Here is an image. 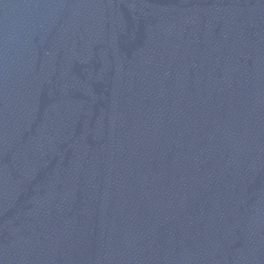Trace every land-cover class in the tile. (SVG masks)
<instances>
[{"label": "water", "instance_id": "1", "mask_svg": "<svg viewBox=\"0 0 264 264\" xmlns=\"http://www.w3.org/2000/svg\"><path fill=\"white\" fill-rule=\"evenodd\" d=\"M0 264H264V0H0Z\"/></svg>", "mask_w": 264, "mask_h": 264}]
</instances>
